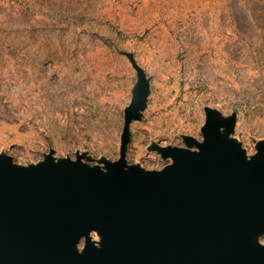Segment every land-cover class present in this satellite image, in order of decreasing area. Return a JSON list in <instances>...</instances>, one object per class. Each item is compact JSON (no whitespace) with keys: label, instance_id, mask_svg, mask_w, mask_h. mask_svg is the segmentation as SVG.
<instances>
[{"label":"rangeland","instance_id":"1","mask_svg":"<svg viewBox=\"0 0 264 264\" xmlns=\"http://www.w3.org/2000/svg\"><path fill=\"white\" fill-rule=\"evenodd\" d=\"M131 59L149 94L130 123L128 163L172 162L153 146L202 140L206 107L236 112L232 136L256 151L264 0H0V153L25 165L51 151L118 159L139 80Z\"/></svg>","mask_w":264,"mask_h":264},{"label":"water","instance_id":"2","mask_svg":"<svg viewBox=\"0 0 264 264\" xmlns=\"http://www.w3.org/2000/svg\"><path fill=\"white\" fill-rule=\"evenodd\" d=\"M131 62L139 80L118 159L51 151L25 165L0 153V264H264V139L248 154L232 136L237 113L206 107L202 140L153 146L172 162L128 163L149 94Z\"/></svg>","mask_w":264,"mask_h":264}]
</instances>
